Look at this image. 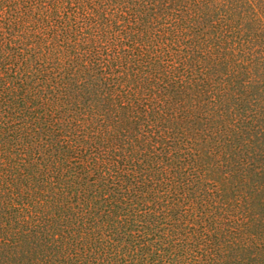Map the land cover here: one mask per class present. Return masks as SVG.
<instances>
[{"label":"trees","instance_id":"trees-1","mask_svg":"<svg viewBox=\"0 0 264 264\" xmlns=\"http://www.w3.org/2000/svg\"><path fill=\"white\" fill-rule=\"evenodd\" d=\"M0 264H264V0H0Z\"/></svg>","mask_w":264,"mask_h":264}]
</instances>
